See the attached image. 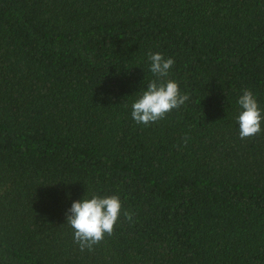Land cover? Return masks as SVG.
Listing matches in <instances>:
<instances>
[{"label":"trees","instance_id":"trees-1","mask_svg":"<svg viewBox=\"0 0 264 264\" xmlns=\"http://www.w3.org/2000/svg\"><path fill=\"white\" fill-rule=\"evenodd\" d=\"M175 63L189 100L148 126L132 104ZM264 0H0V264H264ZM118 195L81 251L66 213Z\"/></svg>","mask_w":264,"mask_h":264},{"label":"clouds","instance_id":"clouds-1","mask_svg":"<svg viewBox=\"0 0 264 264\" xmlns=\"http://www.w3.org/2000/svg\"><path fill=\"white\" fill-rule=\"evenodd\" d=\"M148 59L154 79L148 82L146 89L132 104L131 112L134 121L144 126L165 119L189 100L187 94L181 93L178 83L168 78L174 59L165 58L159 52H149ZM238 105L242 109L238 116L240 138L248 139L260 134L264 110L260 108L253 92L244 89ZM122 214L128 221H132V213L122 212V202L118 195L84 197L72 203L66 213V223L74 230V242L80 250L92 251L106 236L114 235Z\"/></svg>","mask_w":264,"mask_h":264}]
</instances>
